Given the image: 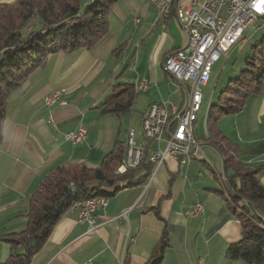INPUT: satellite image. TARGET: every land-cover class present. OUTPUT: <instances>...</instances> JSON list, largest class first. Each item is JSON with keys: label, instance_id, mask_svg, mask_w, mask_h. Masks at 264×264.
Returning <instances> with one entry per match:
<instances>
[{"label": "crops", "instance_id": "obj_1", "mask_svg": "<svg viewBox=\"0 0 264 264\" xmlns=\"http://www.w3.org/2000/svg\"><path fill=\"white\" fill-rule=\"evenodd\" d=\"M192 6V0H174L169 18L159 21L150 0H117L100 39L90 47L48 54L9 93L0 139V264L10 252L2 237L26 228L28 198L51 169L79 162L97 166L116 142L125 143L134 121L140 128L135 129L136 138L142 140L141 120L149 106H181L187 85L174 79L163 61L185 46L187 34L175 17L179 8ZM141 78L148 80V87L136 91ZM124 83L136 93L130 111L102 114L100 102ZM56 88L66 89L67 104L46 108L44 97ZM195 123L196 146L189 162L180 164L166 154L154 168L150 164L151 176L120 188L105 207L96 208L94 231L77 220V209L69 208L30 264H145L164 241L160 264H255L227 256L229 245L241 238L240 220L220 194L232 169L225 170L224 155L207 139L206 121L203 129ZM77 125L88 135L73 145L63 135ZM217 127L231 144L228 154L257 168L264 186V79L240 109L218 119ZM165 137L151 141V147L163 150ZM145 173L141 168L136 177ZM197 202L203 212L193 215Z\"/></svg>", "mask_w": 264, "mask_h": 264}, {"label": "trees", "instance_id": "obj_2", "mask_svg": "<svg viewBox=\"0 0 264 264\" xmlns=\"http://www.w3.org/2000/svg\"><path fill=\"white\" fill-rule=\"evenodd\" d=\"M115 1L0 2V139L9 93L19 87L33 69L41 66L48 54L90 47L100 39L107 32L108 12ZM263 79L264 36L252 45L246 67L220 92L217 103L209 106L206 120L207 139L224 155L225 170L232 169L231 175H225L220 194L241 224V238L229 245L227 256L255 264L264 263V186L257 168L245 166L235 160L233 153L228 154L231 144L218 129L217 121L240 109L246 96L260 90ZM135 96L133 85L116 84L98 107L102 114L126 113L133 106ZM127 149L126 141H118L97 166L79 162L51 169L28 198L26 228L2 237L10 245L3 264H30L58 218L73 202L98 195L109 197L122 187L143 182L151 168L145 161L135 169L115 174L127 156ZM141 168H145L146 173L136 177ZM166 245L162 242L145 264H160Z\"/></svg>", "mask_w": 264, "mask_h": 264}, {"label": "built area", "instance_id": "obj_3", "mask_svg": "<svg viewBox=\"0 0 264 264\" xmlns=\"http://www.w3.org/2000/svg\"><path fill=\"white\" fill-rule=\"evenodd\" d=\"M154 3V0H150ZM192 7L179 8L175 20L187 34L184 47L172 50L166 55L163 67L185 88V98L179 108L165 104H152L145 112L141 126L142 140L139 142L133 136L132 126L127 136L128 155L122 170L138 167L144 160L153 165L159 164L166 154L176 158L180 164L189 162L193 157V146H196L194 132L188 131L191 114L196 105L200 104V92L207 85L213 65L231 48L246 30L255 23V11L262 8L264 0H192ZM224 9L225 13L220 10ZM165 10V9H162ZM159 18V11H157ZM140 91L148 87V80H139ZM66 89L56 88L44 97L46 108L55 105H66ZM52 115L48 122L53 123ZM165 134L163 150H154L150 143L160 140ZM87 129L77 125L75 129L64 133L63 138L73 145L82 143L87 138ZM153 170V169H152ZM152 170L148 175L151 176ZM109 198H91L86 201L72 203L71 209H77V220L87 222L89 231H94L96 224L95 210L105 207ZM203 212L200 202L193 205L191 213L197 215Z\"/></svg>", "mask_w": 264, "mask_h": 264}, {"label": "rangeland", "instance_id": "obj_4", "mask_svg": "<svg viewBox=\"0 0 264 264\" xmlns=\"http://www.w3.org/2000/svg\"><path fill=\"white\" fill-rule=\"evenodd\" d=\"M173 1L174 0L170 3V9ZM263 36L264 17H260L255 23L247 26L239 41L229 48V50L221 56L219 61L213 65L210 80L208 84L202 88L201 92L202 104L200 110L197 112V119L195 123L198 128L203 129V123L209 117L208 106L217 103L220 92L225 89L231 79L236 78L240 71L246 67V58L252 52V45L259 41ZM133 128L134 130L140 129L139 121H134ZM123 172H119L117 169L115 174Z\"/></svg>", "mask_w": 264, "mask_h": 264}, {"label": "bare ground", "instance_id": "obj_5", "mask_svg": "<svg viewBox=\"0 0 264 264\" xmlns=\"http://www.w3.org/2000/svg\"><path fill=\"white\" fill-rule=\"evenodd\" d=\"M172 0H154V6L156 8L157 11H159V18L158 20L161 21V20H165V19H168L169 16H170V3H171ZM162 9H165V10H162ZM264 16V5L262 6V8H259L258 10L255 11V20H257L258 18L260 17H263ZM229 48H226V51H228ZM136 90L137 91H140V84L139 82L137 83V85L135 86ZM200 104H197L196 105V108L194 110V112H192L191 114V123H195L196 119H197V112L200 110L201 108V104H202V94L200 92ZM131 130V126H128L127 127V133L126 135L128 136L129 135V132ZM141 133L143 135V127L141 126ZM188 131L189 132H194V124H188ZM132 133H133V136L136 137V132L134 130V128H132ZM127 136H126V144H127V147H128V142H127ZM127 155H128V149H127ZM124 164H125V160L123 161L122 165L119 167L118 171L122 170V168L124 167ZM98 197H101V198H109L107 196H93L91 198H98ZM91 198L89 199H86V200H90ZM86 200H83V201H86Z\"/></svg>", "mask_w": 264, "mask_h": 264}]
</instances>
